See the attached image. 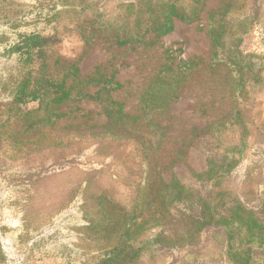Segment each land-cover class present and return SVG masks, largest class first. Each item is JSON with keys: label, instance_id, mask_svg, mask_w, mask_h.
<instances>
[{"label": "trees", "instance_id": "obj_1", "mask_svg": "<svg viewBox=\"0 0 264 264\" xmlns=\"http://www.w3.org/2000/svg\"><path fill=\"white\" fill-rule=\"evenodd\" d=\"M103 1L55 0L78 19L82 59L99 40L118 48L147 45V34L155 39L168 36L176 21L197 22L204 7L203 0H190L185 7L173 0H134L105 19ZM239 2L221 0L209 15L212 61L228 69L232 101L224 117L193 131L194 140L209 138L215 148L201 176L204 183L198 186L183 184L165 173L168 167L152 164L167 132L156 119L180 100L200 68L198 59H181L178 50L167 49L166 62L140 95L138 114L129 115L125 104L113 98L123 84L100 71L83 77L82 59H65L50 38L22 33L7 48L18 70L11 87L4 83L10 93L0 97V145L25 160L29 192L84 165L70 157L36 163L45 151L116 143L134 147L140 159V181L127 206L98 188L95 175L74 188L71 203L80 212L83 246H64V253L58 252L68 264H256L258 251H264V172L253 163L261 157L264 164V121L257 113L264 57L257 67L241 50L243 25L232 27L229 21ZM83 101L101 103L106 124L57 129L63 107ZM29 103H36V108L25 109ZM258 143L263 145L261 154L253 148ZM238 182L255 183L257 193L249 197L236 187ZM91 258L95 262H89Z\"/></svg>", "mask_w": 264, "mask_h": 264}, {"label": "rangeland", "instance_id": "obj_2", "mask_svg": "<svg viewBox=\"0 0 264 264\" xmlns=\"http://www.w3.org/2000/svg\"><path fill=\"white\" fill-rule=\"evenodd\" d=\"M132 1L104 0L105 19L113 18L124 3ZM173 1L185 7L190 0ZM203 3L197 22L176 21L175 31L168 36L155 39L149 33L144 39L147 45L123 48L99 40L82 59L85 49L76 15L65 13L55 0H0V97L10 93L4 83L11 87L18 70L17 60L8 58L7 48L22 33L35 32L50 38L65 59H82L79 66L85 78L97 71L114 77L124 89L113 93V98L125 104L129 115L138 114L140 95L166 62L165 51L178 50L177 57L198 59L200 68L183 89L180 100L157 117L156 121L167 132L159 153L153 155L152 164L168 167L165 173L175 175L183 184L201 185L206 161L215 148L209 138L194 140L193 131H200L224 117L232 101L226 83L228 69L213 63L207 35L209 15L219 8L221 0H203ZM229 21L232 27L242 23L241 50L260 67L264 57V0H240ZM258 96L257 113L264 121V88ZM36 106L29 103L25 109ZM63 111L64 117L57 129L87 128L107 122L102 104L94 101L63 107ZM79 146L38 155L36 163L39 164L70 157L84 165L51 177L40 188L29 192L30 188L24 183L27 180L25 160L13 149L0 145V264H68L69 260L62 259L58 252L64 253V246H83L80 212L74 209L75 203H71L73 190L91 175H95L97 187L112 195L120 205L130 203L136 183L140 181V159L134 147L116 143ZM253 148L257 154L263 153V145L258 143ZM262 160L261 157L253 159L256 169L262 168L260 173L264 172ZM239 183L236 187L249 197L258 191L255 183L251 186ZM254 260L256 264H264V251L259 250ZM88 261L95 262V259Z\"/></svg>", "mask_w": 264, "mask_h": 264}]
</instances>
